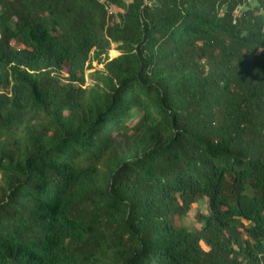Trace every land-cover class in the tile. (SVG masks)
Returning a JSON list of instances; mask_svg holds the SVG:
<instances>
[{"label": "trees", "instance_id": "trees-1", "mask_svg": "<svg viewBox=\"0 0 264 264\" xmlns=\"http://www.w3.org/2000/svg\"><path fill=\"white\" fill-rule=\"evenodd\" d=\"M0 264H264V0H0Z\"/></svg>", "mask_w": 264, "mask_h": 264}, {"label": "rangeland", "instance_id": "rangeland-1", "mask_svg": "<svg viewBox=\"0 0 264 264\" xmlns=\"http://www.w3.org/2000/svg\"><path fill=\"white\" fill-rule=\"evenodd\" d=\"M111 11H114V10L111 9ZM109 55L111 58H115L119 55V52L116 50V45H113V48L109 52ZM93 67H96L95 63L93 64ZM99 69H101V67ZM92 71L93 70L88 71V74L92 73ZM65 75H67L66 72H65ZM91 84H92V81L87 77V85L91 86ZM201 213L208 214V202L206 199L198 201V203H196L193 206L189 215L182 219L183 226L189 229H192V230H198L200 228V225L198 223V215Z\"/></svg>", "mask_w": 264, "mask_h": 264}]
</instances>
